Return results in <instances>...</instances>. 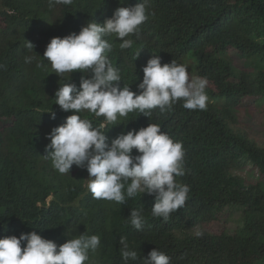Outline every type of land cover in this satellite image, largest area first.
Listing matches in <instances>:
<instances>
[{
	"label": "trees",
	"instance_id": "16d2710c",
	"mask_svg": "<svg viewBox=\"0 0 264 264\" xmlns=\"http://www.w3.org/2000/svg\"><path fill=\"white\" fill-rule=\"evenodd\" d=\"M137 2L0 0L5 23L0 26V116L12 118L0 129V238L35 230L59 245L70 238L68 231H87L101 237L93 264H123L122 236L140 254L130 264H143L155 248L166 252L171 264H264V188L235 173L251 164L264 175V146L238 130L236 116L240 108L264 112V0H149V19L139 37H127L131 48L121 50L122 41L109 37L121 88L125 83L138 91L142 69L154 55L162 63L187 61L209 81L206 110L186 109L181 100L169 112L152 110L150 117L130 113L106 133L110 142L121 132L158 123L183 141L187 174L180 179L190 185V194L167 221L152 217L154 195L122 205L93 199L84 185L86 168L73 165L62 175L45 157L47 134L72 114L55 103L65 80L43 58L47 44L55 36L78 33L89 21L103 23L118 7ZM26 56L36 59L26 63ZM239 59L245 68L238 67ZM82 75L74 71L72 82L79 86ZM90 118L97 124L103 120ZM231 205L241 207L246 218L234 230L218 217ZM140 207L146 223L136 230L128 218ZM197 231L203 235L197 237Z\"/></svg>",
	"mask_w": 264,
	"mask_h": 264
},
{
	"label": "clouds",
	"instance_id": "9594fccd",
	"mask_svg": "<svg viewBox=\"0 0 264 264\" xmlns=\"http://www.w3.org/2000/svg\"><path fill=\"white\" fill-rule=\"evenodd\" d=\"M50 2L73 4V0ZM148 19L149 0H138L134 6L118 7L103 23L89 21L78 33L55 36L47 44L43 58L50 63L52 73L65 80L55 92V103L62 111L72 114L47 134L50 143L46 145L45 157L62 175L69 173L73 165L86 168L84 185L93 199L122 205L142 194L154 195L151 215L167 221L173 212L185 206L190 194V185L180 179L187 174L183 141L162 131L158 123L121 132L110 142L106 133L130 113L150 117L152 110L169 112L181 100L186 109L206 110L209 81L191 73L186 62L173 59L162 63L161 57L154 55L142 69L138 91L125 83L121 88V69L109 57L113 50L109 37L122 41L121 50L129 49L133 40L127 37H139L141 26ZM4 25L0 16V26ZM26 46L31 49L33 44L28 41ZM35 59L26 56L25 62ZM77 70L83 73L79 86L72 82V73ZM55 116L52 112L53 119ZM90 117H103V120L97 124ZM0 118L8 120L0 129L12 123L10 117ZM134 149L137 154H133ZM238 208L241 207L226 206L218 213L226 227V216ZM128 223L136 230L143 229L146 223L143 207L132 209ZM67 235L70 238L59 245L35 230L19 236L6 235L0 238V264H93L92 254L99 249L101 237L87 231L73 234V230ZM195 235L200 237L203 232L197 231ZM120 244L123 264L139 259L140 254L126 237H121ZM143 264H171V258L155 248Z\"/></svg>",
	"mask_w": 264,
	"mask_h": 264
},
{
	"label": "rangeland",
	"instance_id": "374dc122",
	"mask_svg": "<svg viewBox=\"0 0 264 264\" xmlns=\"http://www.w3.org/2000/svg\"><path fill=\"white\" fill-rule=\"evenodd\" d=\"M185 62L188 63L187 61ZM237 64L238 67L245 68L243 59H239ZM189 65V71L196 75V71L192 64ZM236 116L238 130L246 134L251 140L255 141L257 144L264 146V112L256 110L254 111V113H252V111L249 109L240 108L236 112ZM7 123V119L0 118V127L4 126ZM246 166L248 167L241 170H237L235 171V173H237L247 183L260 185L262 188H264V175L259 174L255 169H253V166L251 164ZM225 219L227 223V228L231 230L239 228V226L242 225L246 220L243 215L242 208H238L232 213H229Z\"/></svg>",
	"mask_w": 264,
	"mask_h": 264
}]
</instances>
